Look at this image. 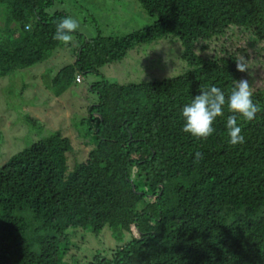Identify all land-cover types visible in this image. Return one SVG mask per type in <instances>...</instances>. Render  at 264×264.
<instances>
[{"label":"trees","instance_id":"obj_1","mask_svg":"<svg viewBox=\"0 0 264 264\" xmlns=\"http://www.w3.org/2000/svg\"><path fill=\"white\" fill-rule=\"evenodd\" d=\"M64 1L0 0V79L73 48L53 39L69 16L49 10ZM137 1L156 18L150 27L121 37L103 36L97 24L95 38L74 31L81 43L72 64L53 76L48 69L45 87L61 96L83 75L99 76L130 50L170 38L191 69L92 85L97 102L74 125L94 146L73 167L74 147L60 132L1 166L0 264H264V0ZM237 62L247 71L238 72ZM242 78L260 107L253 121L237 118L242 145L227 142V105L206 139L181 131L180 111L192 96L215 85L227 97ZM105 229L124 243L112 257L65 261L80 248L74 236Z\"/></svg>","mask_w":264,"mask_h":264},{"label":"rangeland","instance_id":"obj_2","mask_svg":"<svg viewBox=\"0 0 264 264\" xmlns=\"http://www.w3.org/2000/svg\"><path fill=\"white\" fill-rule=\"evenodd\" d=\"M56 11H65L75 19L79 25L75 31L87 38L97 36L96 24L103 36L121 37L148 28L156 21L137 0H67L49 10L50 13ZM69 43H73V48L58 50L49 61L0 79V125L3 132L0 168L42 136L47 137L55 132L71 140L74 150L69 156L70 166L73 167L76 161H83L94 145L88 143L90 138L78 135L74 123L89 116L90 105L97 102V96L90 88L102 82L103 77L111 83L127 85L173 78L191 69L183 59V47L178 39L158 40L130 50L122 62L101 68L99 76L83 75L80 83L57 96L45 87L42 75L48 69L52 76L56 75L58 70L72 64L73 50L81 42L73 36ZM30 118L35 125L26 123V119L30 122ZM107 230L98 236L87 235L84 239L80 234L74 236L72 241L80 248L71 247L65 261L71 263L79 259V262H84L96 252L112 257L124 243L117 242ZM127 240H130V236L125 238Z\"/></svg>","mask_w":264,"mask_h":264},{"label":"clouds","instance_id":"obj_3","mask_svg":"<svg viewBox=\"0 0 264 264\" xmlns=\"http://www.w3.org/2000/svg\"><path fill=\"white\" fill-rule=\"evenodd\" d=\"M78 27L75 19L65 17L56 24L53 39L67 43ZM26 28L30 29L31 25H26ZM236 70L241 73L246 72V65L237 62ZM225 105L230 113L225 122L227 142L232 146L242 145L245 142V136L242 134V127L237 118L250 122L257 118V113L260 111L258 103L253 100L250 81L245 78L234 80V87L227 97L224 91L215 85L192 96L180 111L181 131L196 139H206L214 133L213 125L217 118L224 117Z\"/></svg>","mask_w":264,"mask_h":264}]
</instances>
